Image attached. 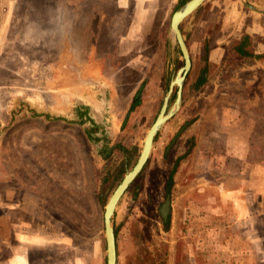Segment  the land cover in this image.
Instances as JSON below:
<instances>
[{
    "label": "rangeland",
    "instance_id": "obj_1",
    "mask_svg": "<svg viewBox=\"0 0 264 264\" xmlns=\"http://www.w3.org/2000/svg\"><path fill=\"white\" fill-rule=\"evenodd\" d=\"M253 3L264 9V0ZM184 4L0 0V200H15L13 218H27L9 223L1 209V232L9 225L19 234L59 229L65 241L74 236L88 247L96 235L107 262L105 207L137 163L184 65L171 28ZM233 5L205 0L181 23L192 59L182 105L117 204V264L247 262L234 230L246 232L248 224L236 215L232 193L239 176L247 177L239 171L240 149L250 150L243 165H264V60L234 51L226 26ZM204 69L207 81L196 89ZM183 154L168 195V176ZM260 173L256 181H264ZM262 199L257 264H264ZM0 249L7 252L2 243Z\"/></svg>",
    "mask_w": 264,
    "mask_h": 264
},
{
    "label": "crops",
    "instance_id": "obj_2",
    "mask_svg": "<svg viewBox=\"0 0 264 264\" xmlns=\"http://www.w3.org/2000/svg\"><path fill=\"white\" fill-rule=\"evenodd\" d=\"M249 2L256 7L253 3L254 0ZM233 4L235 8V11L233 10L234 18L230 21V25H226L230 30L229 36L233 33L237 37L232 39L231 45L238 46L243 41L244 36L249 35L246 47L253 52V55H241L235 48L234 51L244 59L251 57L264 60V12L254 10L247 6L243 0H233ZM242 81L245 82V80ZM243 151L240 149V155H237L240 157L241 164L239 171L240 174H245L247 171V177L239 176L240 181L232 193V201L236 207L235 211L238 218L248 224V231L234 230V236L243 239L242 255L244 256L243 259L246 258L247 260L243 264H257L258 245L254 224L258 216L257 206L263 203L264 181H256V175L260 172V174L264 173V165L257 163L254 165L250 162L243 165L245 158L250 155V150ZM246 190L251 191L248 193L249 195ZM16 206L19 207V204L9 197L0 200V210L2 209L8 216L9 223L15 220H27L26 217L13 218V209H16ZM22 233L13 232L10 225L5 232L0 230V243L7 249L5 253L4 249H0V264H107L103 240L101 237L97 238L96 235L90 242L91 247H88L80 242L77 244L74 236H71L73 239L69 237L72 240L65 241V232L59 229H52V231L42 229L39 233L31 232L30 234L22 231ZM86 248H90V250L87 251ZM236 264H239V261Z\"/></svg>",
    "mask_w": 264,
    "mask_h": 264
},
{
    "label": "water",
    "instance_id": "obj_3",
    "mask_svg": "<svg viewBox=\"0 0 264 264\" xmlns=\"http://www.w3.org/2000/svg\"><path fill=\"white\" fill-rule=\"evenodd\" d=\"M205 0H189L179 9H177L171 19V28L176 38V41L180 47L181 53L184 56V65L179 69L174 79L171 81L170 87L165 95L164 102L162 108L149 129L144 145L141 151V154L138 158L137 163L134 167L126 173L122 181L116 187L112 195L110 196L104 212V227H105V236H106V244H107V264H117V241H116V233L113 225V217L115 214V210L119 200L122 198L124 193L127 191L132 182L136 179V177L143 170L146 165L149 156L151 154L154 140L159 130L164 126V124L171 119L180 109L183 101V87L186 77L192 67V59L189 52V48L187 46L184 34L181 30V23L184 21L186 17L191 15L194 11H196ZM244 1V0H243ZM244 3L253 8L254 10L264 12L262 9H258L250 3L244 1ZM177 86V95L174 101L173 106L167 110L170 96L174 90V87ZM170 208V199L168 198L165 206H164V216H168Z\"/></svg>",
    "mask_w": 264,
    "mask_h": 264
},
{
    "label": "trees",
    "instance_id": "obj_4",
    "mask_svg": "<svg viewBox=\"0 0 264 264\" xmlns=\"http://www.w3.org/2000/svg\"><path fill=\"white\" fill-rule=\"evenodd\" d=\"M185 0H179V4H184L186 2H184ZM249 41V35H245L244 38H243V41L238 45V46H235L234 48L238 51V53H240L241 55H247V56H251L253 55V52L250 51L249 49H247L246 45ZM206 71L207 69H204L200 72L198 78H197V81L195 83V88L196 89H199L201 86H203L206 81H207V77H206ZM135 105V102H133L132 104V108L134 107ZM34 116H39L38 113L34 112L33 113ZM90 118V117H88ZM86 121V119H82L80 120L79 122L80 123H84ZM88 136L90 137V139H92V136H91V132L88 131ZM97 140V139H96ZM185 157V154L179 156L177 158V161H176V164L174 165V167L172 168L169 176H168V180H167V184H166V190H167V194L169 195V193L171 192V189L173 187V184H174V175H175V172H176V167H177V164L178 162L183 159ZM122 171H118L116 173V178L119 179L120 177H122V175L125 173V171L123 169H121ZM169 218V217H168ZM169 221V220H168Z\"/></svg>",
    "mask_w": 264,
    "mask_h": 264
}]
</instances>
